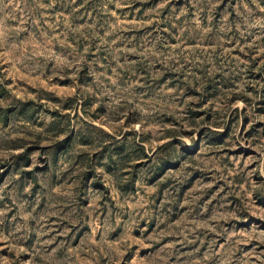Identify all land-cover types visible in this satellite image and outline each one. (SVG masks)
Wrapping results in <instances>:
<instances>
[{
  "label": "rangeland",
  "instance_id": "1",
  "mask_svg": "<svg viewBox=\"0 0 264 264\" xmlns=\"http://www.w3.org/2000/svg\"><path fill=\"white\" fill-rule=\"evenodd\" d=\"M0 264H264V0H0Z\"/></svg>",
  "mask_w": 264,
  "mask_h": 264
},
{
  "label": "trees",
  "instance_id": "2",
  "mask_svg": "<svg viewBox=\"0 0 264 264\" xmlns=\"http://www.w3.org/2000/svg\"><path fill=\"white\" fill-rule=\"evenodd\" d=\"M189 111V116L191 118H193V120H196L197 115L199 113L194 112L191 108L188 109ZM208 117H206L207 119ZM98 136H104L105 138H109L110 140V145H103L101 147V152H99L100 156H103L106 158V162L108 164V166H113L114 168L118 169L120 167L119 164L120 160H117V157H122L125 158V163L129 164L130 162H132L134 156L133 153L136 154L135 156L137 157V161H142V162H146V161H152L153 162V169H152V174L156 175V176H161L164 174L165 170L167 168H172V167H177L179 165V162L182 161V159L191 156L192 151H190L189 147L185 144H183L181 147H178L177 144L180 142L178 140L172 139L168 142H166L165 144L161 145L160 151H163V155L161 157L157 156H150L148 155V153L145 150L144 145L141 144H134L133 148L131 147V152H126V145L123 142V140L120 139H116L114 135H111L108 132H103V133H99ZM97 136V137H98ZM81 141L82 143H86V137L85 134H81ZM103 137H101L102 140ZM102 142V141H101ZM105 140L102 142L104 143ZM181 143V142H180ZM69 146H71V141L70 140H66L63 143H59L58 145V149L57 151H55V156L57 154L58 151H64L66 150ZM178 147V148H177ZM139 152V153H138ZM115 153V154H114ZM114 154V155H113ZM129 155V157H128ZM138 155H140V158L138 157ZM55 158V157H54ZM144 160V161H143ZM93 157L92 156H87L86 154H77L76 156V162L83 164V163H88V166L91 168V171L85 172L83 174V177H89L91 174H95L94 169L92 168V164H93ZM91 164V165H90ZM134 171H131V173L133 174ZM130 173V174H131ZM125 175V173H124ZM95 183L96 184H101L98 181V178H95ZM116 180V179H115ZM117 184V186H121L119 181L116 180L115 182ZM133 185L132 183V179L129 181V183L125 184L122 188L120 187V191H127L129 190V188Z\"/></svg>",
  "mask_w": 264,
  "mask_h": 264
}]
</instances>
